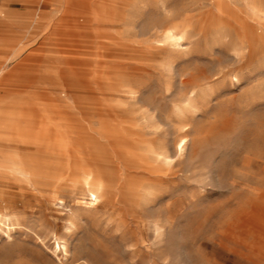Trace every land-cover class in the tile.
<instances>
[{"label":"rangeland","instance_id":"374dc122","mask_svg":"<svg viewBox=\"0 0 264 264\" xmlns=\"http://www.w3.org/2000/svg\"><path fill=\"white\" fill-rule=\"evenodd\" d=\"M115 1L0 0V264H264V0Z\"/></svg>","mask_w":264,"mask_h":264},{"label":"bare ground","instance_id":"6f19581e","mask_svg":"<svg viewBox=\"0 0 264 264\" xmlns=\"http://www.w3.org/2000/svg\"><path fill=\"white\" fill-rule=\"evenodd\" d=\"M68 2H70V1H68ZM115 3H117V2L115 1ZM97 9L98 8H96V10ZM225 11H226V12H224L225 16L230 17V14H229V12L227 11L226 8H225ZM105 12L106 11H104V13ZM83 15H84V13H83ZM69 23H71V22H69ZM75 26H78V25H75ZM251 39L253 41L254 51H256L257 53H260L262 50H264V46L260 43L259 38H257V39L251 38ZM95 53H96L95 56L99 55L98 60H94V59L90 58V60L87 61V58H83L81 56H77V58H79L78 59L79 60L78 63H82V65L84 63L85 64L88 63V64H92L93 65V66H89V67L85 68L86 70H90V69L97 70V71L98 70H102L103 69L102 65L105 63V59H103L101 57L102 55H100L101 54L100 52H95ZM48 61L49 62H47V63L51 64V66H53V67H57V68L64 67V63L63 62H61L59 60H56V59H53V57H50V59H48ZM54 63H58V64H60L62 66H59V65L54 66ZM5 107L7 108V114L12 119H13V117H17V119L19 118V122H20V125H21L20 127H15L13 125H9L8 126L9 129L7 130L6 135H5L7 143L9 142V144H16V143L17 144H29V145H33V146H35V147H37L39 149L55 148L56 150H59V151H64L66 149L65 147H66L67 138L62 134V132H60V131L52 132V131L46 130L44 125L42 124V122H38V124L36 126V129H33L31 127V123H32V125H34V124H33V121H31V120L25 121V123H24L25 125H23L22 124V112H20L19 115H18L17 110H14V108H8L6 105H5ZM12 119H10L9 122L14 123V120H12ZM47 120H48L47 121L48 123L53 124V125L55 124L54 121H52L50 119H47ZM62 121H65V119H59L58 120L59 123L62 122ZM124 124H125V121H121V126H123ZM0 152H1L0 169L1 168H8V165L6 164V162L4 160L2 161V159L11 156V154L14 151H5L4 149H0ZM45 155H48V154H45ZM31 164L34 165V167H36L40 172L46 173L47 175H50L47 171H45L41 167H39V165H35L33 163H31ZM59 181L65 182L62 179L59 180ZM88 192H89V194H90V196H91L93 201L97 200L98 196H101L102 194H106L107 193L106 189H105V187L103 185L88 186Z\"/></svg>","mask_w":264,"mask_h":264},{"label":"crops","instance_id":"0c3cea01","mask_svg":"<svg viewBox=\"0 0 264 264\" xmlns=\"http://www.w3.org/2000/svg\"><path fill=\"white\" fill-rule=\"evenodd\" d=\"M27 84L28 85H26L25 87H22L23 89H24V91H19L18 92V95L20 96L22 93H23V96L26 94V93H28V91H29V89H35V87H32L33 85H35V84H40L41 85V87H42V85H44V84H46V82L45 83H39V82H37V81H28L27 82ZM47 84H49V83H47ZM36 86V85H35ZM38 87V86H37ZM36 87V88H37ZM40 87V88H41ZM65 87H67V86H65ZM76 87V86H75ZM26 89V90H25ZM28 90V91H27ZM75 90V91H74ZM45 91V89L44 90H42V93ZM85 90L82 88V86H77V88L76 89H73L72 87L70 88V89H68L66 92L70 95V97H75L76 99L75 100H79V101H75V100H73V101H75L76 102V106H78L80 109H83L84 110V108H86V106H83L82 105V103H81V98L84 96V94H86L87 92L85 91ZM30 92V91H29ZM46 92V91H45ZM81 92V93H80ZM4 93H5V95H3L4 96V98L6 97V96H9V92H6V91H4ZM46 96V95H45ZM81 106H83V107H81ZM22 146H24V147H26L27 149H29V153H30V155H29V157L28 158H35V156L37 155V154H39V153H44V154H52V153H55L54 151H53V148H51V149H39V148H37V147H35V146H33V145H29V144H21ZM30 163H32V162H34V161H30V160H28ZM33 164H35V165H38L36 162H34Z\"/></svg>","mask_w":264,"mask_h":264}]
</instances>
